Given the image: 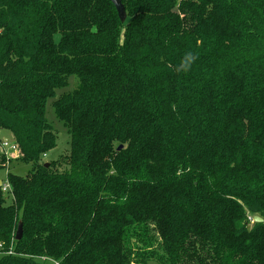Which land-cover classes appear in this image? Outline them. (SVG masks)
Wrapping results in <instances>:
<instances>
[{
  "label": "trees",
  "instance_id": "obj_1",
  "mask_svg": "<svg viewBox=\"0 0 264 264\" xmlns=\"http://www.w3.org/2000/svg\"><path fill=\"white\" fill-rule=\"evenodd\" d=\"M121 2L0 0V264H264V0Z\"/></svg>",
  "mask_w": 264,
  "mask_h": 264
},
{
  "label": "rangeland",
  "instance_id": "obj_2",
  "mask_svg": "<svg viewBox=\"0 0 264 264\" xmlns=\"http://www.w3.org/2000/svg\"><path fill=\"white\" fill-rule=\"evenodd\" d=\"M75 83L76 80H72L70 84V88H72L75 85ZM46 116L49 122L52 123L54 130L57 133L56 146L51 151H49L47 155V159L53 160L56 159L60 154L64 153L68 149L69 136L66 134V131L62 126L61 122H58L57 119L54 117L52 107L50 105L47 106ZM0 138L1 140L7 139L10 145L13 143L10 133L6 130L0 129ZM7 152L9 153L7 162H10V164L6 163L5 167H0V180L2 182L5 181V176L7 171L14 172L18 175H24L27 173V171L30 168V165L13 159L15 158L16 155H14V152H12L10 149ZM7 202H9V199L7 200ZM46 264H52V263L47 262Z\"/></svg>",
  "mask_w": 264,
  "mask_h": 264
},
{
  "label": "water",
  "instance_id": "obj_3",
  "mask_svg": "<svg viewBox=\"0 0 264 264\" xmlns=\"http://www.w3.org/2000/svg\"><path fill=\"white\" fill-rule=\"evenodd\" d=\"M110 2L113 4L115 10H116V13H117V16L119 18V20L121 22H123L126 18V12H125V8L121 2V0H110ZM121 145H119L117 147V149H121ZM0 185H1V180H0ZM252 220L254 222H261L262 221V218L260 216H253ZM22 235V223L19 221L18 224H17V228H16V231H15V235H14V239L15 240H18L20 239Z\"/></svg>",
  "mask_w": 264,
  "mask_h": 264
},
{
  "label": "built area",
  "instance_id": "obj_4",
  "mask_svg": "<svg viewBox=\"0 0 264 264\" xmlns=\"http://www.w3.org/2000/svg\"><path fill=\"white\" fill-rule=\"evenodd\" d=\"M0 148H1V150L3 151V153L5 154V156H6V159L8 158V152L7 151H9V149L12 151V152H14V154L16 153V145L15 144H9L8 143V141H7V139H3L2 141H1V143H0ZM1 189L5 192V191H8L10 188H9V184H8V182L7 181H4V182H2L1 181ZM0 247H1V244H0ZM42 259H44V258H42ZM51 262H52V264H58V262L57 261H54V260H51Z\"/></svg>",
  "mask_w": 264,
  "mask_h": 264
},
{
  "label": "clouds",
  "instance_id": "obj_5",
  "mask_svg": "<svg viewBox=\"0 0 264 264\" xmlns=\"http://www.w3.org/2000/svg\"><path fill=\"white\" fill-rule=\"evenodd\" d=\"M194 59L193 56L189 55L187 58H186V61L184 62L183 64V67L186 69L189 65V63Z\"/></svg>",
  "mask_w": 264,
  "mask_h": 264
}]
</instances>
